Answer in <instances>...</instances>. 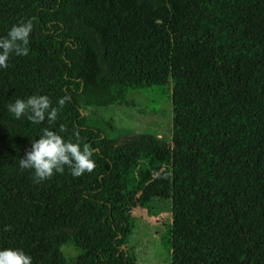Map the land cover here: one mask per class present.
Segmentation results:
<instances>
[{"label": "trees", "instance_id": "obj_1", "mask_svg": "<svg viewBox=\"0 0 264 264\" xmlns=\"http://www.w3.org/2000/svg\"><path fill=\"white\" fill-rule=\"evenodd\" d=\"M27 19L28 54L0 68V112L42 94L58 113L40 124L12 116L8 162L21 173L20 158L45 127L89 145L95 167L76 177L65 167L57 199L72 209L71 237L100 249L70 264H137L124 245L135 218L129 179L142 163L169 167L168 207L155 204L170 212L161 238L171 264H264V0H0V36ZM166 89L171 144L119 138L81 111L88 95L110 107L145 93L158 105ZM22 250L32 264L59 255Z\"/></svg>", "mask_w": 264, "mask_h": 264}, {"label": "rangeland", "instance_id": "obj_2", "mask_svg": "<svg viewBox=\"0 0 264 264\" xmlns=\"http://www.w3.org/2000/svg\"><path fill=\"white\" fill-rule=\"evenodd\" d=\"M165 41L169 40L166 24L159 23ZM169 89V88H168ZM157 92L158 105L145 93L131 94L126 105L105 107L94 96L84 97L81 111L90 121H98L114 128L121 138L126 133H139L162 138L171 144V102L169 90ZM12 114L0 112V248L57 249L55 264H70L79 256L100 249L90 238L73 239V213L69 206L60 205L57 196L62 178L55 173L36 182L32 171L14 172L8 162L6 137L10 132ZM112 132V133H110ZM131 172L134 200V228L124 247L136 255L137 264H171L170 249L161 235L168 230L170 212L157 208L161 200L168 207L169 167L154 171L145 163ZM161 206V207H162Z\"/></svg>", "mask_w": 264, "mask_h": 264}, {"label": "clouds", "instance_id": "obj_3", "mask_svg": "<svg viewBox=\"0 0 264 264\" xmlns=\"http://www.w3.org/2000/svg\"><path fill=\"white\" fill-rule=\"evenodd\" d=\"M33 29L31 19L13 24L5 36H0V68L8 66L10 55L26 56L29 52V35ZM70 99L65 95L57 100L63 107ZM7 111L15 119L27 116L35 124L47 119L49 123L57 119L58 108L51 105L47 95L33 94L27 98H16L7 105ZM21 168L30 169L36 182L50 178L54 172L62 173L65 167L76 177L95 167L89 145L81 146L77 142L65 139L56 131L47 127L41 129L38 138L30 142L29 149L20 158ZM0 264H32V258L20 248H0Z\"/></svg>", "mask_w": 264, "mask_h": 264}]
</instances>
